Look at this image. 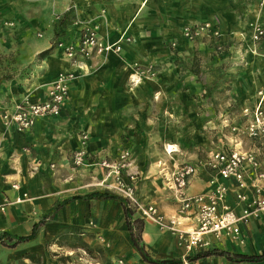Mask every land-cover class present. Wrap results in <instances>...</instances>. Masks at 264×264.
<instances>
[{"label":"crops","instance_id":"crops-1","mask_svg":"<svg viewBox=\"0 0 264 264\" xmlns=\"http://www.w3.org/2000/svg\"><path fill=\"white\" fill-rule=\"evenodd\" d=\"M73 1L77 23L70 28L63 45L77 46L83 31L91 26L98 29L104 42L116 44L124 36L132 42L123 43L119 54L89 60L80 57L71 60L63 54L64 47L58 48L33 66L29 80L0 91L2 115L7 110L12 113L16 104L26 99L44 102L59 77L73 78L59 117H40L26 131L7 128L0 118V235L27 237L38 222L63 204L39 229L37 240L53 238L70 227L90 228L91 223L111 243L113 258L125 257L129 264L130 258L138 264H149L133 246L119 202L66 201L103 191L97 186L105 176L99 164L113 163L121 153L130 151L129 173L137 175L138 198L157 206L167 219L177 220L180 230L195 228L196 213L181 215L177 193L167 187L166 177L178 166L197 167L186 194H206L219 185L226 186L229 192L225 204L241 213L247 202H240L237 196L242 193L251 201L253 174H247L248 186L240 190L235 181L214 177L207 166H198L196 153L207 154L209 158L225 147L253 151L262 171L264 155L256 149L257 145L250 146L247 138L224 134L229 123L234 126L238 123L239 115L220 112L215 116L214 104L203 99L197 78L183 73L176 63H192L194 53L203 49V40L192 43L182 36L185 26L213 20L229 39L243 42L240 36L251 32L253 23L260 21L264 25V8L259 7L260 0ZM20 3L21 0H0V19L19 17L17 4ZM71 4L72 0H57L61 10L56 9L57 14H64ZM49 7L44 10L46 14L38 22L39 27L48 26L53 14ZM3 33L0 29L1 36ZM7 34L13 42L35 40L33 48L27 47L28 44L18 46L32 49L34 54L48 49L52 39L49 37L41 43L30 37L29 31ZM2 42L5 40L0 39ZM172 43L177 44V49H172ZM262 48L264 54V44ZM253 55L250 56L255 64L253 74L241 81L244 87L238 88L236 101L240 106L253 105L257 95L264 91V57ZM148 67H153L157 75L142 77L138 84L132 85L131 76L136 69ZM247 82L249 86L245 85ZM224 114L229 117L225 119L229 123L221 119ZM243 125L240 122L239 127ZM170 147L173 152L168 154ZM79 150L87 152L86 169L74 170L73 155ZM241 232L243 244L226 237L209 236L206 237L209 246L187 252L179 246L175 235L144 221L142 239L146 252L155 260H182L181 264H264V261L236 263L219 256L186 261L187 256L209 249L260 255L264 250V213L242 225Z\"/></svg>","mask_w":264,"mask_h":264},{"label":"rangeland","instance_id":"rangeland-1","mask_svg":"<svg viewBox=\"0 0 264 264\" xmlns=\"http://www.w3.org/2000/svg\"><path fill=\"white\" fill-rule=\"evenodd\" d=\"M46 2V0L38 2L35 0H21V3L17 4L19 17L15 16L17 18L10 20L0 19V29L5 32L3 36L0 35V39L5 40V42L0 44V91H3L5 88L7 90L13 88L19 81L25 82V80H29L28 78L31 75L33 66L37 63H42L47 54H51L50 52L61 48L60 46L64 44L63 40L68 36L70 28L76 25L77 19L74 1L72 0V4L67 10H73V12L70 14L67 22L66 35L59 39V46L53 51H50L56 41L55 34L58 29V24L67 11L64 14H57L58 12L56 9L61 11L60 8H58L57 0ZM258 4L261 9L264 8V0H260ZM46 7L52 8L53 14L47 22L49 23L48 26L46 25L47 28L46 26L39 27L38 22L40 20L43 21L44 18L41 17H44L46 14L44 12ZM12 16L13 14L11 18ZM257 26L264 28V25L260 21H256L251 25V32L245 36H240L244 41H239L238 43L236 41L238 38L236 40L229 39L223 34L222 30L216 26L213 20L185 26L182 30V36L192 43H198L200 40H203V45L201 47L205 52L203 49L195 52L191 59L192 63L182 62L176 64L182 69L183 73L193 75L197 78L202 88L203 99H208L214 104L213 114L215 116L220 112H227L230 115H239V120H237L238 123L236 122L237 124L234 126L230 125L229 120H225L226 118L229 119V117L224 114L225 116L221 119L224 120L225 123H229L228 127L226 126L227 128H225L226 131L223 128L224 134L228 137L231 135L245 137L250 143V146L257 145L256 149H259L261 141L259 143L250 138L245 132L248 122H251L252 119V116H245V111L249 110L254 112L260 105L264 107V96L259 93V95H257L258 100L255 101L253 105L248 104L240 106L236 101L239 91L238 88L240 86L244 87L241 81H246L245 78L248 79L247 77L253 74L255 64L250 61V56L253 54H261L264 57V54L261 52L263 50L264 39L255 41L253 38L254 29ZM94 27L91 26L86 28ZM19 31H29L31 34L30 37L36 38V40L41 43L47 42V38L49 37L52 38L48 43V49L34 54L31 48L32 52L29 51V49L18 48V46L25 44H28L26 45L27 47H32L35 42V40L30 42V39L23 41L15 40V42L8 40L9 36L7 32L11 34L15 33L16 35ZM189 32L192 36H187ZM51 34H53V36H51ZM63 47L65 48L67 46L63 45ZM171 47L175 50L177 49V44L172 43ZM63 54L67 56L65 51H63ZM21 57H23L22 60H19ZM22 64L25 66H21ZM135 72L133 76H138L140 78L157 75V71L154 70L153 67H148L143 70L136 69ZM133 76H131V82ZM131 84L134 85L133 83ZM245 85L249 86L248 82ZM261 92L264 93V91ZM10 114L11 112L8 110L3 111L0 118L7 128H14L6 118V116ZM241 114L243 116H241ZM240 122L245 125L239 127ZM235 128L238 129L237 132L234 131ZM227 149L228 147L223 148V150ZM203 154L196 153L195 157L198 159V166H206L208 156H206L207 154ZM86 164L87 162L79 167L73 164V168L74 170L80 168L86 169ZM181 167L182 166H178L175 172L169 177H166L167 187L174 192L175 190L172 188L171 179ZM97 186L102 188L103 191L119 195L103 186L102 181ZM132 208L135 210L134 217L138 218L140 216L138 211L134 207ZM88 225L90 228L70 227L53 238L49 237V239L47 236L46 238H40L34 241L32 245L25 244L15 248L0 245V264H129L125 257L113 258L111 243L104 238V235L96 230L93 224L90 223ZM9 245L12 244L10 243ZM130 259L131 264H138L137 260Z\"/></svg>","mask_w":264,"mask_h":264},{"label":"built area","instance_id":"built-area-1","mask_svg":"<svg viewBox=\"0 0 264 264\" xmlns=\"http://www.w3.org/2000/svg\"><path fill=\"white\" fill-rule=\"evenodd\" d=\"M187 36L192 35L189 32ZM253 38L255 41L264 39V28L257 26L254 29ZM130 42H132L130 37H122L118 43L110 44L99 37L97 28H87L83 31L79 44L65 47V52L71 60H77V57L89 60L94 57H106L110 53L119 54L122 51L123 43ZM60 47H63V45ZM72 80L71 75L59 77L44 102L33 103L24 100L18 103L15 110L6 116L9 123L20 131H26L40 117H59L68 98L69 84ZM139 82L140 77H132L134 85ZM260 95L264 96V93L261 92ZM245 116H252L245 132L250 138L259 143L261 141L259 150L264 155V107L260 105L254 112L246 110ZM234 131L237 132L238 129L235 128ZM86 139H88L87 136H85ZM167 152L171 154L173 151L168 148ZM86 162L87 152L85 150L74 153V165L79 167ZM131 162V152L124 151L117 161L100 163L99 166L105 170L102 185L126 199L131 207L138 211L143 220L153 223L162 231L175 235L178 238L179 246L187 252L194 249L201 250L209 246L206 240V237L209 236L216 239L226 237L243 244L244 241L241 238L242 225L248 224L252 219L258 218L264 213V171H262L256 152L242 151L235 147L227 150H217L208 158L206 163L207 168L214 173V177L233 180L238 184L240 190L248 186L246 185L247 174H253L254 183L251 187L253 193L251 201H248L242 193L237 196L240 202H247L241 213L225 204L224 200L229 192L226 186L216 185L217 187L213 191L206 194L195 196L186 194L185 191L188 188L189 181L197 172L195 165H183L173 175L171 184L181 205L180 214L191 211L196 213L195 228L186 232L178 228L177 220L167 219L157 206L145 204L138 198L135 186L137 175L129 173V168L132 166Z\"/></svg>","mask_w":264,"mask_h":264},{"label":"trees","instance_id":"trees-1","mask_svg":"<svg viewBox=\"0 0 264 264\" xmlns=\"http://www.w3.org/2000/svg\"><path fill=\"white\" fill-rule=\"evenodd\" d=\"M73 12V10L67 11L62 20L58 24V29L55 34L56 41L53 44L52 48L50 51H53L56 47L59 46V39L63 36L66 35V28H67V22L69 19L70 14ZM77 199H85V200H115L121 204L124 210V215L127 223V227L129 229L132 241H133V246L135 249L140 253L142 256L143 260L149 264H181L183 263L182 260H155L152 259L148 253L145 250L144 244H143V239H142V233L144 229V221L139 218L134 217L135 210L131 207L129 202L124 199L123 197L112 193L108 191H97L91 194H88L83 197H74L72 199L67 200L66 202H71ZM60 204L58 205L57 209H55L51 214L46 216L43 220L38 222L34 228L32 233L27 236V237H12L7 234H2L0 235V245L10 247V248H15L20 245H25L29 244L31 242H34L37 240L38 237V231L41 227L45 226L49 220L53 217L54 212L58 210V208L61 207ZM12 245H9V244ZM211 256H219L228 259L229 261L236 262V263H242V262H262L264 261V250L260 255L253 256V255H246V254H235V253H230L227 251L219 250V249H209L207 251H200L196 253L195 255H189L186 257L187 262H195L201 259H206Z\"/></svg>","mask_w":264,"mask_h":264},{"label":"bare ground","instance_id":"bare-ground-1","mask_svg":"<svg viewBox=\"0 0 264 264\" xmlns=\"http://www.w3.org/2000/svg\"><path fill=\"white\" fill-rule=\"evenodd\" d=\"M170 149L172 150V147H170Z\"/></svg>","mask_w":264,"mask_h":264}]
</instances>
